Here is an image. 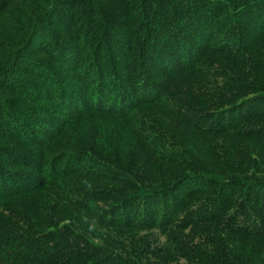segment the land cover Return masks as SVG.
Listing matches in <instances>:
<instances>
[{"label": "trees", "instance_id": "16d2710c", "mask_svg": "<svg viewBox=\"0 0 264 264\" xmlns=\"http://www.w3.org/2000/svg\"><path fill=\"white\" fill-rule=\"evenodd\" d=\"M0 264H264V0H0Z\"/></svg>", "mask_w": 264, "mask_h": 264}]
</instances>
